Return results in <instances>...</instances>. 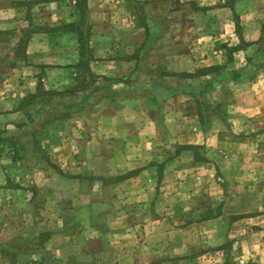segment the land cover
<instances>
[{"label":"rangeland","instance_id":"374dc122","mask_svg":"<svg viewBox=\"0 0 264 264\" xmlns=\"http://www.w3.org/2000/svg\"><path fill=\"white\" fill-rule=\"evenodd\" d=\"M263 78L264 0H0V264H264Z\"/></svg>","mask_w":264,"mask_h":264},{"label":"crops","instance_id":"0c3cea01","mask_svg":"<svg viewBox=\"0 0 264 264\" xmlns=\"http://www.w3.org/2000/svg\"><path fill=\"white\" fill-rule=\"evenodd\" d=\"M263 81H264V78H263ZM26 82L28 83V86L21 85V86L17 87V92L19 94H23V93H25L27 91H31L30 83H32V79H27ZM252 86H253L252 87L253 90H252V93L250 95L251 102L249 104H247V105H242L240 107V109L246 108V109H249L251 112L255 113L256 117H253V118L250 119V122L252 124V128L253 129H262V130H264V84H262V81H260L259 83L258 82L253 83ZM237 110H239V109H237ZM244 120L246 122V119H244ZM245 141H247V140H244V142ZM257 145H258V143L256 144V146ZM262 145H263L262 150H264V142H263ZM233 149L234 148H232L231 150H233ZM262 152L263 151H260L259 153H262ZM167 169L168 170H166V172H165V174H166L165 177L167 179H171L172 184H170L169 187L168 186H164V187L160 188V194L156 195V201H157V204L162 205L166 209H170L171 210L170 212H172L173 211L172 208L176 209L178 205H181V200L178 201V200H175V199H169V195H174L177 198L176 194H178V190L179 189H183L184 192L189 197H191L194 194H190V190L189 189L191 187L186 185L187 182H188V179H186L185 177L181 176L182 173H183L182 172L183 170L174 169V168H172V166L167 167ZM187 173H189V171L186 172V174ZM177 177H183V179H182L183 182L179 181V184H178L177 181H176ZM140 191H141L140 192V196H141V199H142L144 190L141 189ZM168 215H169V212L166 215V217L165 216L162 217L161 221H157V223L166 222V223H168L169 225L172 226V223H175L174 222L175 220H174L172 214H170V216H168ZM219 218L220 217H217L214 220L213 219H209V220L215 221L216 219H219ZM207 222L209 223L208 220H204V219L203 220H198L197 222L195 220H193V221L184 222L185 225H183V227H180L179 229L173 228V233L172 234H173V239L175 241L171 245V248H183V249H188V250H183V251H180V252H173L171 254L173 256L195 255L194 253L189 252V251H191L192 246L194 244V243L192 244V242L196 243L197 239L200 240V237L201 236L203 237V235L201 234L203 232L202 228H196V227L200 226V225H201V227L204 226V225H207ZM252 223H256V224L259 225L260 224L259 218H258L257 221L252 222ZM193 231H195L197 233L195 236H193V237L188 236L189 238L187 240L184 239L185 235H187V234H189L190 232H193ZM191 236H192V233H191ZM194 239H196V240L192 241ZM176 240H180V241L175 243Z\"/></svg>","mask_w":264,"mask_h":264}]
</instances>
